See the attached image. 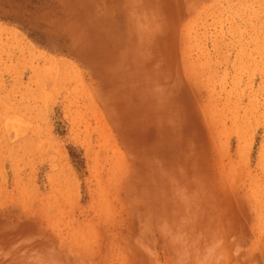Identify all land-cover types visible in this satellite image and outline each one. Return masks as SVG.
I'll use <instances>...</instances> for the list:
<instances>
[{
  "label": "rangeland",
  "instance_id": "374dc122",
  "mask_svg": "<svg viewBox=\"0 0 264 264\" xmlns=\"http://www.w3.org/2000/svg\"><path fill=\"white\" fill-rule=\"evenodd\" d=\"M0 264H264V0H0Z\"/></svg>",
  "mask_w": 264,
  "mask_h": 264
}]
</instances>
